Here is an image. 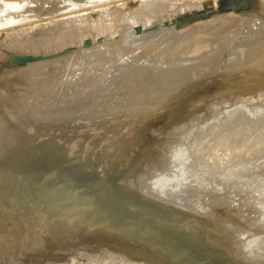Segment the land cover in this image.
<instances>
[{"label": "rangeland", "instance_id": "1", "mask_svg": "<svg viewBox=\"0 0 264 264\" xmlns=\"http://www.w3.org/2000/svg\"><path fill=\"white\" fill-rule=\"evenodd\" d=\"M10 1L0 0L4 5L0 6V74L8 69L9 76L0 88L18 85L26 92V100L41 101L50 95L58 104L71 106L77 95L102 84L106 75L122 74L131 84L134 77L176 73L189 77L190 82L159 88L106 86L96 91L82 111L54 115L59 118L53 124L63 128L68 123L69 130L82 134L88 125L82 116L88 113L101 118L98 129L106 137L95 148L89 173L98 163L112 166L110 177L116 181L132 172V183L158 203L155 198L162 194L151 190L149 182L170 176L178 183L176 196L181 200L173 205L190 213L187 227L199 230L205 242L216 245L218 255L226 257L223 263L264 264V55L257 54L264 46V0L231 2L221 8H215L217 1L202 0L199 6L177 13L175 24L159 21L162 30L153 28L157 32L144 39L147 44L131 45L123 40H140L143 31H134L129 12L144 0ZM196 10L202 12L191 13ZM183 14L189 15L183 18ZM218 15L230 17L224 23L232 22L228 28H205ZM96 21L106 23L107 33L94 28L91 23ZM143 21L152 23L149 17ZM97 35L102 41L95 40ZM84 37L91 38L89 47L83 44ZM221 40L224 45L213 48ZM201 44L212 49L200 53ZM243 45L252 49L253 57L238 59ZM67 46L74 49L66 50ZM14 50L52 54L24 67L4 65L3 59ZM256 59L261 62L250 73L260 79L257 84L238 72L227 76V68L236 69L238 63L240 67ZM176 64L182 68L164 70ZM47 72L55 76L41 82ZM22 98L16 93L14 100ZM186 99L193 106L182 114ZM6 106L11 109L9 102ZM46 113V107H33L29 102L14 114H3L0 108V141L10 140L19 129L32 135L25 141L41 153L43 138L34 135L33 127ZM158 131L152 153L135 165L144 151L139 141ZM66 143L44 147L56 157L69 155ZM100 175L107 176L105 168ZM217 226L218 233L214 232ZM223 237L250 261L239 262ZM158 252L97 233L69 239L43 264H180L174 255L163 258Z\"/></svg>", "mask_w": 264, "mask_h": 264}, {"label": "bare ground", "instance_id": "2", "mask_svg": "<svg viewBox=\"0 0 264 264\" xmlns=\"http://www.w3.org/2000/svg\"><path fill=\"white\" fill-rule=\"evenodd\" d=\"M12 1L15 2V0L10 2ZM211 1L216 2L217 0ZM201 2L202 0H144L132 8L129 15L134 25H144V18L149 17L152 22H159L163 17H169L184 9L194 8L199 6ZM243 19H240L241 22L244 21ZM229 20L230 17L218 15L204 25L205 28L223 25L222 30H225L230 22L224 23ZM91 24L104 33L109 30L106 23L96 21ZM159 25L160 22L156 28L162 30ZM243 25L241 24V27ZM241 29L243 30V27ZM150 30L152 31H140V40H123L124 44H141L144 41L146 43L144 39H149L152 33L157 32V29ZM91 42L87 47L91 45ZM224 42L222 40L217 41L213 48L223 46ZM200 47V53L212 49L209 45L204 44H201ZM14 51L16 52V50ZM17 51L24 52L25 50ZM238 54V59L245 60L247 56L250 58L253 52L252 49L243 45ZM257 54L260 55V58L261 55H264V46L259 47ZM249 58L247 57V59ZM259 59L240 67H238V63L236 69L231 68L229 70L227 68L228 72L225 70L227 76L238 72L245 77V80L257 84L260 79L250 71L261 62ZM27 63H31V61L17 66L24 67ZM170 68L182 67L180 64H176L168 66L164 70ZM7 70L5 69L0 74V83L8 81ZM43 75L40 81L44 83L50 77L55 76L53 72H47L46 75ZM145 77H136V79L134 77L135 82L131 84L128 83L130 81H127V77H123L122 74L106 75L102 84H96L89 92L77 95L75 98L77 102L71 106L58 104L55 98L50 95L41 101L39 99L26 100V92L21 90L18 85L0 88V95L3 97L0 101V108L3 114L19 112L22 105H26L27 102L33 107H46L47 113L38 119L33 129L51 135V138L46 135H39V138L40 136L43 138L41 144L44 150L41 153L35 150L32 143L29 144L25 141L30 135L21 132L19 129L12 134L10 140L0 141V264H43L50 259L54 252L60 251L69 239L83 238L97 233L123 241L124 244L149 249L152 252L156 249L163 258L174 255L180 260V264H225L223 262L226 257L218 255L216 245L205 242L199 230H192L187 227L190 219H192L190 213L173 205L174 202L180 204L181 200L176 196L178 183L173 181L170 176L160 178L157 176L149 182L151 190L162 194V196L155 198L161 201L158 203L152 197L140 192L139 188L132 183V172L125 175L121 181H116L110 177L114 174L112 166L103 167L102 163H94L95 169L89 173L88 168L92 163L95 148L99 141L106 137L102 133L103 130L98 129L103 122L101 118L88 113L84 117L82 116L85 124H88L86 132L82 134L69 130L68 123H64L63 128H57L53 124L63 115L82 111L83 106L90 102L96 91H104L106 86L115 88L120 84H128L135 88L139 86L159 88L160 86L168 87L191 81L183 73L164 75L159 78ZM3 90L7 94L2 92ZM16 93L22 95L21 101L14 100ZM8 102L11 105L9 110L6 106ZM181 106L184 109L182 114H184L190 110L193 102L186 99ZM60 111L62 114L55 118L54 115ZM166 128L167 126L164 127V129ZM158 133L159 131L155 134L149 132L139 141L138 144L144 151L135 165L145 154L147 156L152 153L156 146ZM67 140L70 142L66 143ZM56 142L66 143L65 151L69 155L63 154L56 157L49 152L51 149L44 147V144L51 146ZM28 145L31 146L28 147ZM4 148H6L4 151L5 158L1 155ZM103 168L107 173L104 178L100 175ZM80 169L85 172H80ZM224 181H226L225 178H223ZM89 191L93 192L94 195H85ZM163 197L167 200L163 201ZM168 211L171 213L168 214ZM129 212H133V214H129ZM214 232H220L218 226L214 228ZM224 239L231 246L239 262L247 263L250 261L242 254L240 256L236 253L237 251L232 248V242L229 238Z\"/></svg>", "mask_w": 264, "mask_h": 264}, {"label": "water", "instance_id": "3", "mask_svg": "<svg viewBox=\"0 0 264 264\" xmlns=\"http://www.w3.org/2000/svg\"><path fill=\"white\" fill-rule=\"evenodd\" d=\"M34 1H40V2H43V1H46V0H34ZM244 0H217L216 2V6L215 8H221L222 6L224 5H228L230 4L231 2H238V3H242ZM201 13L202 11L201 10H196L195 12H191L192 14L194 13ZM189 14H183L181 15L183 18H186ZM176 18H177V13L176 14H172L171 16L169 17H166V18H163L161 20V23L163 25H169V24H175L176 23ZM157 24L156 22H152L150 24H147V25H139V24H135L133 27H134V31L135 32H140V31H146V30H150V29H153V28H156ZM96 41H101L102 40V36L101 35H97L96 38H95ZM91 42V39L89 37H84L83 38V44L84 45H88L90 44ZM66 50H70V49H74V46H67L65 48ZM52 53L51 52H12V53H9L8 54V57H5L3 59V64L4 65H11V66H17V65H23L25 64L26 62L28 61H35V60H41L43 58H45L46 56H49L51 55ZM131 121H129L128 124H130ZM34 135H46L48 137H50L51 135H48V133L44 134L42 131L38 130V129H34ZM32 136V135H30ZM51 138V137H50ZM31 146V145H28V147ZM6 150V148H4L2 151H1V155L3 158H5V155H4V151ZM55 188V187H54ZM91 191L89 192H86L85 195L87 196H93L91 195ZM242 256V255H241Z\"/></svg>", "mask_w": 264, "mask_h": 264}]
</instances>
